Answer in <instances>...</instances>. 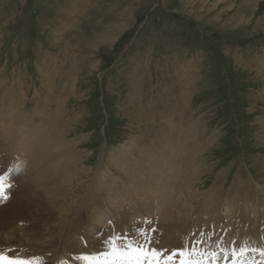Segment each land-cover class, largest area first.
<instances>
[{
  "label": "rangeland",
  "instance_id": "1",
  "mask_svg": "<svg viewBox=\"0 0 264 264\" xmlns=\"http://www.w3.org/2000/svg\"><path fill=\"white\" fill-rule=\"evenodd\" d=\"M72 15L76 20L71 18ZM72 20L75 22L65 24ZM66 27L68 29L62 30ZM240 56L250 60L264 58V0H0V87L6 89L9 98L0 110V118H11L16 122L24 117V109L28 110V105L27 101L24 105L23 102L35 92H38V99H44L42 118L45 120L41 130L60 123L58 111L66 108L65 120L71 125L68 138L80 140L78 149L88 156L87 163L82 166L91 170V174L84 179L83 190L96 164L101 159L107 161L119 147L129 144L134 137L139 136L140 139L145 131H158L160 140L165 139V132L159 123H138L136 112L128 109V103L133 98L137 101L140 91L136 82L143 79L149 92L147 102L160 98L168 104L172 87L176 84L171 68L175 58H178V66L188 65L182 73L196 77L186 113L201 125L199 140L216 137L214 145L205 150L201 158L203 173L197 187L209 190L222 175V190H225L223 198L217 202L218 207L203 211L204 201L200 203L196 212L200 211L199 216H192L183 234L198 235L200 240L213 238L217 227L224 228L231 218L238 221L237 217L246 212L242 207L246 204L245 199L230 204L232 195L228 189L238 180L237 176L241 174L243 179L251 177L256 183H264V68L257 71V67L250 66L251 69L242 63ZM54 67L55 75L52 72ZM41 70H44V76L49 71L51 83L43 80ZM139 74L143 76L140 78ZM70 77L71 81L76 80L71 82L74 89L65 90L68 84L63 80L68 81ZM43 82L49 83L53 91L46 92L47 84ZM182 94L188 95L187 91L179 90L173 107L165 108V113L171 111L168 119L174 124H178L176 106ZM155 107L157 109L158 105L155 104ZM41 137L36 130V140H41ZM6 167L5 160L0 170ZM12 177L15 187L10 195L14 190L22 189L23 176L19 179L14 174ZM245 193L250 192L244 190L239 197L243 198ZM14 196V200H20V192ZM137 196L120 195L129 199ZM210 196L206 191L205 200H209ZM33 197L29 202L23 198L20 202L30 207ZM118 200L121 198H113L114 202ZM14 206L22 205L7 204L0 208V234L4 233L0 235V243L17 244L20 241V236L14 235L16 241L9 242L6 229L43 227L37 217V220L32 218L36 221L28 219L22 223L19 217L13 215L15 211H8ZM238 208H243V212H237ZM28 212L33 214V211ZM28 212L21 217L28 218ZM245 218L241 216L237 223L241 224ZM199 221L204 224L201 234L193 229L195 222ZM247 231L246 227L239 229L234 239L226 232L223 236V232L219 231L224 240L231 237L224 241L223 247L228 248L232 244L230 241L248 237L244 234ZM70 240L84 241L82 237ZM195 241L198 240L192 241L191 246L196 247ZM186 242L189 243L184 236L176 247L181 243L186 248L190 247ZM211 245L217 247L216 239ZM100 248L102 250V245L90 253ZM213 252L217 253L215 264H230L233 260L229 252ZM82 253L77 252L79 257L71 260L75 262L72 264L84 263ZM226 255L228 259L225 263ZM253 256L264 260L258 253H251L242 257L246 260L243 264H256ZM212 259L211 253L207 254L208 264Z\"/></svg>",
  "mask_w": 264,
  "mask_h": 264
},
{
  "label": "bare ground",
  "instance_id": "2",
  "mask_svg": "<svg viewBox=\"0 0 264 264\" xmlns=\"http://www.w3.org/2000/svg\"><path fill=\"white\" fill-rule=\"evenodd\" d=\"M74 16L72 15L71 18L74 19ZM74 22L73 20L71 23L67 21L65 24L70 25ZM66 29L68 28L62 30L65 31ZM177 61L178 58H175L171 68L175 74L176 84L172 87L168 104L163 103L160 98H155L148 103L146 99L149 92L146 89V81L143 82V79L136 82L139 85L138 91H140L136 97L137 101H134L133 98L128 103V109L136 112L135 120L138 123L142 122L147 125L153 123L158 125L159 123V127L165 132V139L160 140V134L158 131L154 132L155 129H153L154 133L151 131L141 133V140L139 136L134 137L133 140L129 141V144L122 145L114 153L112 152L113 154L109 155V159L105 161L106 164L102 159L96 164L97 166L93 168L92 176L90 175L91 178L83 190L81 187L85 185L84 179L89 173L91 174V170L82 166L88 156L78 149L80 140L68 138L71 125L65 120L66 108L58 111L57 116L60 115V123L52 128L51 125L45 130H41L45 120L42 118V112L45 109L42 106L44 99H38V92H35L32 94L33 96L30 94L29 99L25 98L23 102L24 105L27 101L28 105V110L24 109V117L16 122L11 118L3 120L0 118V167L5 165V160L8 166L5 168L6 170L4 168L0 170V175L11 170L9 172L10 177L15 174L20 179V176H23L21 183L23 190H14L11 198L6 203L0 204V208L7 204L22 205L11 207L8 211H15L12 214L19 217L22 223L37 217L39 219L36 218V220L43 224V227L40 225L37 228L6 229L9 232L6 237L9 242L14 243L16 241L14 235L15 237L19 235L20 241L17 244L0 243V249L9 252L12 256H39L46 262L48 261L47 264H72L75 262L71 260H77L79 257L77 252L80 251L83 252L82 254L89 255L92 249L100 247L102 239L110 232L111 228L129 235H135L138 225L144 229L149 228V224L145 221H151V226L158 229L155 237L159 240L160 247L175 248L178 241L184 236L189 241L186 244H190V247L194 240L203 241L196 244V252L193 253V257L199 253L196 259L198 256H202L199 259H207V254L213 251L219 252L221 249L229 252L231 257L233 244H230L228 248L223 247L224 241L230 240L231 237L228 236L224 240L219 231L223 232V236L228 233L234 239L235 236H238L239 229L246 227L248 231L244 234L248 237H242L239 241L247 240L254 248H264V183L263 185L256 183V180L251 177L243 179L241 174L237 176L238 180H235L228 189V193L232 195L230 198L231 205L237 200H246L245 206H242L246 212L237 217L238 221L234 218L225 220L224 228L217 227L214 230L213 238L206 237L200 240L201 237L198 235L183 234L192 216L194 215V218L199 216L200 211L196 212L200 208V203L204 201L205 205L201 207L203 211L218 207L217 202L223 198L221 196L225 190H222L224 180H222L221 174L210 189L206 190L207 194L211 195L209 200H205L206 191L197 187L203 173V160L201 158L205 150H209L214 145L216 142L214 138L216 137L211 136L212 139L209 137L203 141L199 140L201 125L186 113L196 77L183 74V69L188 65L185 63L178 66ZM241 61L247 67H257V71L264 68V58L250 60L241 57ZM58 62L56 59V63ZM67 65L69 64L67 63ZM55 70L56 67L52 70L54 75ZM72 71L75 72L73 69ZM43 72L44 70H41L43 80L51 83L49 71L45 72V76ZM138 76L141 78L143 75L139 74ZM75 81H71V77L68 81L63 80V83L68 84L65 90L74 89L72 83ZM49 83H44L47 84L46 92L53 91L52 86H48ZM60 87L59 90H61ZM179 90L187 91L188 95L179 96L176 106L178 124H174L168 119L171 111L165 113V108L167 106L173 107L175 95ZM6 92V89L0 87V110L3 109V104L9 100ZM155 104L158 105L157 109ZM76 119L78 121L77 116ZM36 130L42 135L41 140H36ZM172 138L177 140H171ZM141 168L143 170L140 172ZM244 190L250 193H245L244 197L240 198L239 194ZM79 191L81 193L78 195ZM142 191L144 193L137 196ZM16 192H20L18 199L22 200L23 198L26 202H29L31 196H34V200L30 202V207H26L25 202L14 200ZM121 194L137 197L129 199L120 197ZM114 197L121 198V200L114 202ZM28 209L33 211V214L28 212ZM236 211L243 212V208H238ZM26 212L30 216L28 218L21 217ZM241 216L246 217L241 223L246 224L244 226L237 223L240 222ZM109 221L112 222L111 226ZM203 225L201 221L195 222L193 229L201 234L204 232ZM90 231L91 234H89ZM98 232H102L101 235ZM73 237H82L84 241H71L70 238ZM206 239L208 240L207 243L204 242ZM213 239H216V246L219 249L211 245ZM202 251H204V255H201ZM218 260H220V256ZM240 260H243V263L246 262L241 257L237 259L236 264H240ZM83 264L86 262L84 261ZM230 264H233V260Z\"/></svg>",
  "mask_w": 264,
  "mask_h": 264
},
{
  "label": "snow or ice",
  "instance_id": "3",
  "mask_svg": "<svg viewBox=\"0 0 264 264\" xmlns=\"http://www.w3.org/2000/svg\"><path fill=\"white\" fill-rule=\"evenodd\" d=\"M9 172L0 175V204L6 203L11 198L10 192L15 187ZM145 222L149 224V228L144 229L138 225L135 235L111 228L101 241L102 250L84 255L82 259L86 264H208L207 259H193V253L196 252L195 246L186 248L181 243L180 246L172 249L160 247V242L155 237L158 229L151 226V221ZM111 224L112 222L109 221L110 226ZM202 242L195 241V244ZM230 243L233 244L231 250L233 264H236L238 258L249 253H258L264 257V248L250 247L247 240L243 242L230 241ZM221 251H225V249H221ZM211 256L213 258L211 264H215L217 253L213 252ZM227 259L226 255L225 260ZM0 264H41V262L35 256L31 258L12 256L0 249ZM240 264H243V260H240Z\"/></svg>",
  "mask_w": 264,
  "mask_h": 264
},
{
  "label": "clouds",
  "instance_id": "4",
  "mask_svg": "<svg viewBox=\"0 0 264 264\" xmlns=\"http://www.w3.org/2000/svg\"><path fill=\"white\" fill-rule=\"evenodd\" d=\"M22 170V169H21Z\"/></svg>",
  "mask_w": 264,
  "mask_h": 264
}]
</instances>
